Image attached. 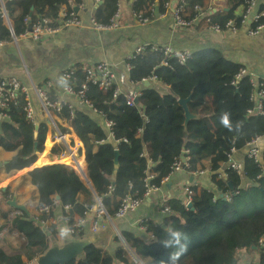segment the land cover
<instances>
[{"label": "trees", "instance_id": "16d2710c", "mask_svg": "<svg viewBox=\"0 0 264 264\" xmlns=\"http://www.w3.org/2000/svg\"><path fill=\"white\" fill-rule=\"evenodd\" d=\"M101 1L95 12L97 21L103 20L100 15L108 20L115 11L109 0ZM146 2H127L129 11L144 13ZM185 2L193 16L195 5L205 10L210 0ZM237 2L243 4L244 0ZM66 5H69L68 0H11L5 3L4 9L13 33L18 34L23 29L25 17L34 19L41 15L55 24L57 13ZM232 16L231 9L216 8L210 19L224 27ZM201 26L197 25L198 28ZM10 38L9 27L0 17V39ZM126 62L131 66L129 80L132 83L138 84L151 74L155 75L156 82L140 85L142 90L133 107L115 98L112 88L96 92L91 84L88 85V95L95 97L94 106L109 115L114 123L113 139L106 140V132L96 117L75 109L70 126L83 145L87 181L72 167L60 164L44 165L23 174L20 180L32 187L29 198L35 211H27L28 216L25 212L10 215L8 211L0 210V232L3 229L14 231L17 237L14 248L0 245V264L32 261L47 250L50 238L55 239L57 233L50 225L47 232L42 230L39 222L47 223L48 216L39 213V209L50 206L52 214L56 196L63 207L68 206L63 217L69 227L75 220H84L99 202L104 214L112 219L124 198L142 200L146 185H158L161 178L169 175L170 165L181 158L186 164L185 170L191 175L212 172L216 179L213 183L218 190L228 192L230 183L237 193L223 200L210 190L190 185L189 210L181 206L182 198L167 199L169 214L163 217L161 224L180 229L189 237L188 250L181 257L180 264H236L238 250L257 248L254 243L264 235V150L260 164L247 158L241 172L228 167L223 177L219 174L231 152L264 135V103L262 113L252 114L250 76H241L232 84L234 76L243 67L226 60L215 50L189 55L180 62L174 56L165 57L163 52L146 46ZM73 78L76 85L84 82L80 74ZM65 81V84L71 83V79ZM49 93L51 98H55L53 92ZM180 101H186L184 106ZM185 111L191 116L187 120ZM4 112L6 118L0 121V155L1 150L10 154L1 166L10 175L12 171H21L31 165L41 153L46 125L32 123L13 106ZM225 112L229 113L230 128L220 122ZM57 115L67 120L68 109L63 108ZM61 131L70 133L64 127ZM103 139L104 142L98 146L97 142ZM184 151L187 153L183 154ZM115 152L116 169L113 161ZM244 180L252 183L241 188ZM11 194L9 184L4 190L0 188L2 199L9 198ZM140 225L144 227L146 237L155 235L157 240L150 241L123 232L122 240L114 239L117 244L114 252L102 246L89 245L81 258L66 264L167 262L172 249H165L158 242L166 236L163 228L160 224L144 220ZM73 232V239L85 236L82 227L75 228Z\"/></svg>", "mask_w": 264, "mask_h": 264}, {"label": "crops", "instance_id": "0c3cea01", "mask_svg": "<svg viewBox=\"0 0 264 264\" xmlns=\"http://www.w3.org/2000/svg\"><path fill=\"white\" fill-rule=\"evenodd\" d=\"M101 2L102 1L99 3L101 4ZM213 2L216 3L215 0H213ZM217 2V9H223L224 7L222 4H224V2L222 0H218ZM90 4L91 0H88L89 7ZM263 4V0H257V8L259 10H264ZM88 10L89 9H87V12ZM129 12L128 3H125L122 22L129 26L113 32L98 33L88 29L67 28L54 37H48L38 42L23 40L19 41L17 44L11 43L0 48V78L14 77L20 84L27 87H32L33 85L41 87L48 80L52 82L55 89H60L63 85L61 83L63 73L70 65L86 64L91 66L106 60L114 67L117 85L121 91L124 93H132L136 90V85L129 83V74L126 73L124 69L125 58L128 54L132 53L138 45L145 43L165 44L175 51L186 52L189 55L215 50L220 52L226 60L241 65L243 69L247 71L248 76H252L256 79H264V39L259 36H247L243 34L242 28L236 33H232L230 30H224L218 32V34L215 32H207L202 27V29H200L197 26L185 29L176 28L167 19L155 21L145 26H136L133 25V18L130 16ZM100 17L104 19L103 15H100ZM83 21L85 23L88 21L87 16H83ZM207 33L211 34L205 35ZM63 80L65 81V79ZM155 82L151 81L150 83ZM150 83L148 85H151ZM139 87L141 91V86ZM70 101L76 110H81L93 115L85 106L81 105L76 98L71 97ZM34 103L37 107L36 100H34ZM35 121L36 124L42 122V116L39 112H37ZM59 130H61L60 126ZM48 131L53 133V131L46 126L45 138L47 137ZM67 134H74V132ZM64 143H66L65 138L63 142L56 145L57 149L62 148ZM255 144L260 152L261 159V153L264 150V135L256 139ZM247 150L248 146L245 145L243 148L231 152L228 161L219 171L220 176H222L224 170L229 167L231 162L242 168L244 162L248 158ZM61 152L63 154L66 153L64 149H62ZM9 154V152L1 150L0 184L3 183L2 187L4 186V188L9 184V189L13 194H11L9 198H6L7 200L2 199L0 195V210L3 212L8 211L10 215L23 212L8 204V200L15 195L16 203L25 204L26 211L32 213L35 211L34 203L31 202L29 198L32 187L29 186L26 181L20 180L23 174L6 183L7 178L17 172L12 171L9 175L5 173L3 165L1 166L4 160L8 158ZM84 170L85 168L83 171ZM75 171L80 175L81 170ZM213 177L214 173H210L209 171H204L203 174L199 175L197 178L192 177L191 174L184 169L175 171L168 177L167 182L161 186L158 191L147 196L135 210L121 217L112 218L111 221L106 224L105 229L97 232L91 231V223L95 219L94 210L91 209L84 219L85 223L82 227V231L85 236L83 238L96 237V242L93 245L102 246L111 253L114 252L117 246L114 239L117 238L118 240H122L123 232H130L136 236L150 240L149 237H146V232L138 228V223L141 220L151 221L156 225L162 223L164 216L158 208L162 198L183 199L185 196L184 191L189 185L201 186L214 192L216 197H218L219 194H228V198L234 195V191L230 186H228V192L218 190L213 183L214 180H216ZM250 183L252 182L244 180L241 182L240 187L242 188ZM99 209L100 207H97V210ZM63 211V205L59 200H56L52 208L51 216L56 220H60L63 217ZM39 225L43 229V225L40 222ZM47 231L46 229L45 232ZM56 233L55 239L50 238V243L53 242V240L62 242L64 239L68 238H61L59 231H56ZM15 235L14 231L10 232L3 229V231H1L0 245L7 249L16 247L17 237H15ZM263 255L264 254L254 246L249 249H241L236 253V264H264Z\"/></svg>", "mask_w": 264, "mask_h": 264}, {"label": "built area", "instance_id": "2783aa9c", "mask_svg": "<svg viewBox=\"0 0 264 264\" xmlns=\"http://www.w3.org/2000/svg\"><path fill=\"white\" fill-rule=\"evenodd\" d=\"M8 1L11 0H0V17L5 19V22L10 30L11 38L9 40L0 39V48L11 43L17 44L19 41L23 40L28 42H38L48 37H54L59 32L67 28L88 29L98 33H109L123 27H128L129 25L122 22L123 7L127 2L131 3L138 0H109V3L115 7V11L108 20L103 19L102 21H97L95 18V12L101 0H91L90 7L88 6V0H68L69 5L62 6L57 13L55 17V24L41 15H37L34 19L25 17L23 19V29L18 34L13 33L12 27L5 13L4 5ZM217 1L218 0H215L216 3H214L213 0H210L208 5L209 7L205 10L199 5H195L192 9V12H194L193 16H191V12H189L185 0H147L145 3L144 13L130 11L129 14L133 18V25L136 26H145L155 21H163L167 19L176 28L185 29L202 25L201 27L205 31L215 33L222 32L224 30H230L232 33H236L242 28L243 34L251 37L259 36L264 39V10H259L257 8V0H244V5L238 4L237 0H222L224 2V4H222L223 7L227 10L231 9L233 13V16L226 22L224 27L217 22L211 21L210 19V15L217 8ZM87 9H89L88 12ZM83 16H87L88 18L86 23L83 21ZM146 46H149L151 50H159L163 52L165 57L174 56L178 58L180 62H183L185 58L189 56L188 53L175 51L165 44L159 45L143 43L138 45L132 53L126 56L124 63L126 73L129 74L131 69V66L126 62V60L138 55ZM165 63L166 61L163 62L164 65ZM75 74L82 75L84 77V82L76 85L73 78ZM244 75L248 74L245 69H242L234 76L231 83L234 84V81ZM63 79H71V83H64L60 89H55L52 82L48 80L41 87L35 85L27 87L20 84L14 77L0 78V121L6 118L4 110L11 106H13L17 111L23 113L25 117L34 124H36L35 119L37 112H39L42 116V122H44L46 126L53 131L52 134L55 137H59L58 141L53 140L48 145L46 143L47 137L44 138V148L41 153L38 154L35 161L23 170L13 173L11 175L13 179H16L17 176L24 170H26L27 173V171L30 172L35 168H39L47 164H60L72 167L67 161V158H70V151L68 150L66 143H64L60 149H57L56 147L58 143L63 142L64 136L68 133H62V131L59 130V126L68 129L70 133L73 132L70 126V121L74 118L75 108L70 101L71 97L76 98L81 105L85 106L94 116H96L98 119L97 122L106 132V140L109 138L113 139L112 127L114 123L109 115L102 113V111L94 106L95 97L90 96L87 93L89 84L94 87L96 92H104L112 88L113 96L115 98L122 99L125 101L127 106L133 107L136 104L134 102L135 98L140 95L139 86L146 81L149 83L151 81H156V77L153 74L146 78H142L138 84L132 83L129 80V83L136 85V90L132 93H124L117 85V77L113 65L106 60L95 63L91 66L86 64L70 65L63 73ZM250 83L252 85L251 99L254 107L252 114H260L262 113L261 110L264 103V79H256L250 76ZM31 90L36 100L37 107L32 101L30 93ZM50 91L54 93L55 98L50 97ZM63 108L68 109L67 120L62 119L57 115ZM104 139L97 142V145L100 146L104 142ZM255 142L256 140L247 144V157L252 159L254 163L260 164V152L257 149ZM62 149L66 151L65 154L61 152ZM186 153L187 151H184L183 154ZM40 157H43V159L40 160ZM185 166L186 164L184 163L183 158L173 162L170 165L169 175L161 178L158 185H146V189L142 194V200L132 199L129 197L124 198L115 217H121L126 213L135 210L147 196L158 191L159 188L167 182L168 177L172 173L182 169L185 170ZM72 168L76 170L74 167ZM229 168H232L237 172H241V167L235 163L231 162L229 164ZM263 173L264 172H262V174ZM201 174H203V172H196L191 176L197 178ZM148 177L152 178L150 175H148ZM12 178H7L6 183L12 180ZM2 185L3 183L0 184V188ZM188 187L184 191V198L180 201L184 210H189L188 203H190V196ZM234 193L236 194L237 192ZM222 197L228 200L227 195H223ZM167 199L168 198H162L158 205V208L163 216H167L169 214ZM97 205V207H100L99 210H97V208L95 210L92 208L95 215V219L91 223V231L93 232L105 229L106 224L111 221V219L104 214L101 203L99 202ZM50 210V206H43L39 209V213L48 216L47 223L44 221L40 222L43 225L42 230L44 232L50 225L54 231H59L62 227H67L70 229V235H72L75 228H81L85 223V220H75V223L69 227L66 218L62 217L60 220H56L53 216H51ZM64 210H68V206H64ZM18 214H20V212H18ZM138 228L143 232L145 231L144 227L140 225V221L138 223ZM254 245H256L259 251L264 254V235L259 237ZM20 264L36 263L35 260H32L24 261Z\"/></svg>", "mask_w": 264, "mask_h": 264}, {"label": "water", "instance_id": "95a60500", "mask_svg": "<svg viewBox=\"0 0 264 264\" xmlns=\"http://www.w3.org/2000/svg\"><path fill=\"white\" fill-rule=\"evenodd\" d=\"M142 84L147 86L149 84V82L146 81V82H143ZM134 102L135 103L137 102V98H135ZM185 102L186 101H180V104H182L184 106ZM190 117L191 116L189 115V113L187 111H185L186 120L189 119ZM34 136H36V132L34 133ZM35 145H36V143H35ZM113 161H114V168L116 169L117 168V153L116 152H115ZM24 173H26V170H24L18 176H20ZM80 175L84 178V180H86L85 172L83 170L80 171ZM10 178H12V177L11 176L8 177V179H10ZM12 180H13V178H12ZM228 185L231 187L230 183H228ZM4 189H5L4 186L1 187V190H4ZM222 196H223L222 194H219L218 198L226 200ZM15 198H16V196L13 195V197L10 200H8V204L15 209H18L20 211L27 213L26 208H25V204H17ZM55 199L58 200V196H56ZM188 207H189V209L191 208V203H188ZM96 208H97V205H95L93 207L94 210ZM27 215L30 216L28 213H27ZM95 242H96V237L73 239L70 235L68 236L67 239H64L62 242H58V241L53 240V242L50 243L47 250L35 259V263L36 264H66L67 262L71 261L72 259L81 258L84 255L85 249L89 245H93Z\"/></svg>", "mask_w": 264, "mask_h": 264}, {"label": "clouds", "instance_id": "9594fccd", "mask_svg": "<svg viewBox=\"0 0 264 264\" xmlns=\"http://www.w3.org/2000/svg\"><path fill=\"white\" fill-rule=\"evenodd\" d=\"M61 83L64 84L66 83V81L62 79ZM220 122L224 127L230 128L231 124L229 119V113L225 112L221 116ZM160 226L163 228V232L166 234V236L164 239H159L158 242L161 243L165 249H172V251L169 252L168 261H162L161 264H180L181 257L188 250L189 237L187 233L180 229H175L165 224H160ZM59 235L61 238H67L70 235V229L67 227H62L59 230ZM153 240H157V237L155 235L150 238V241Z\"/></svg>", "mask_w": 264, "mask_h": 264}, {"label": "bare ground", "instance_id": "6f19581e", "mask_svg": "<svg viewBox=\"0 0 264 264\" xmlns=\"http://www.w3.org/2000/svg\"><path fill=\"white\" fill-rule=\"evenodd\" d=\"M64 138L66 139V144L68 146V150L70 151V158H67L68 164L74 167L76 170H83L84 159L81 141L74 134H66ZM53 140L58 141L59 137H55L51 131H48L46 140L47 145ZM42 159L43 157H40V160Z\"/></svg>", "mask_w": 264, "mask_h": 264}, {"label": "rangeland", "instance_id": "374dc122", "mask_svg": "<svg viewBox=\"0 0 264 264\" xmlns=\"http://www.w3.org/2000/svg\"><path fill=\"white\" fill-rule=\"evenodd\" d=\"M200 29H202L201 27H199ZM91 33H93V32H91ZM211 33H207V34H205V35H210ZM218 34V33H217ZM135 50V49H134ZM30 93H31V97H32V101L34 102V100H35V98H34V96H33V93H32V90L30 91ZM35 104V103H34Z\"/></svg>", "mask_w": 264, "mask_h": 264}]
</instances>
